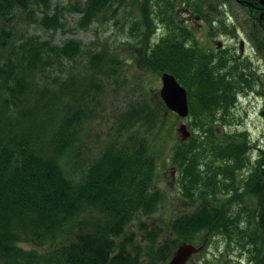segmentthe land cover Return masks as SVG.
I'll return each mask as SVG.
<instances>
[{
    "label": "trees",
    "instance_id": "obj_1",
    "mask_svg": "<svg viewBox=\"0 0 264 264\" xmlns=\"http://www.w3.org/2000/svg\"><path fill=\"white\" fill-rule=\"evenodd\" d=\"M172 1L134 0L131 18L121 11L124 0H81L69 8L79 14L74 29L109 22L137 44L148 40L156 21L165 25L167 32L149 41L134 63L172 74L187 93L197 136L176 142L169 157L192 207L166 222L171 237L156 243L155 232L147 231L142 245L128 226L163 201L152 144L174 113L156 91L154 101L139 85L101 138L92 125L108 94H116L123 64L114 47L54 42L66 19L52 0H0V264H164L179 244L198 247L206 235L235 243L253 264H264V148L256 146L251 159L246 130L221 141L212 130L215 122L229 123L239 85L245 83L246 93L258 82L255 69L246 59L244 75L233 53L197 46L173 19ZM261 10L247 14L248 37L264 58ZM243 193L254 199L251 209L221 198L240 200Z\"/></svg>",
    "mask_w": 264,
    "mask_h": 264
},
{
    "label": "rangeland",
    "instance_id": "obj_2",
    "mask_svg": "<svg viewBox=\"0 0 264 264\" xmlns=\"http://www.w3.org/2000/svg\"><path fill=\"white\" fill-rule=\"evenodd\" d=\"M52 3L53 6L56 5L62 8V14L66 19L64 30L58 29L53 33L54 42L60 43L66 38H75L88 47L95 48L99 45L114 47V53L123 62L122 71L116 81V94L114 96L111 93L108 94L109 97L100 107L101 112L97 113L98 119L94 120L92 125L93 130L97 126L98 133L102 138L116 112L124 107L125 102L136 98V94L140 90V88L138 89L139 85L142 87L140 91L144 92L146 90L154 101L155 98L152 92L156 91L158 96L160 74L136 66L134 59L142 54L149 41L158 39L167 32L166 26L156 21L153 28L151 27L152 33H150L148 40L137 44L126 38L122 28H115L109 22L102 24L94 22L86 30L74 29L73 25L79 14L74 11L69 12V8L71 5H79L81 0H52ZM171 3L170 6L174 13L173 19L191 32V40L193 39V42L201 49L213 51L216 48H221L222 45L231 46L235 44V50L238 54V40L241 38L245 41L242 50L244 54H239V59L242 61L248 59L247 61L255 69L258 82L246 93H239L238 101L231 111L232 116L229 123L215 122L212 124V130L215 136L214 139L219 141L225 138V134L246 130L253 145L249 152L251 159H253L258 153L255 149L256 146L264 148V58L260 56L249 40L251 22H249L247 9L245 8L244 11L233 0H173ZM123 4L124 8L121 9L123 14L126 13L131 18L137 13L134 0H124ZM210 8L214 10L211 11ZM219 19L230 27V31H226L220 26ZM31 30L33 31V28ZM110 86H107L108 92L114 88L113 86L111 89ZM157 98L161 101L159 96ZM161 103L165 110L169 111L162 101ZM180 124H184L188 131L186 138L197 136V133L191 130L193 126H191L190 116L179 117L174 113V115L166 116L159 128L160 134L152 144L157 155L155 186L163 192L164 198L155 213L148 217H140V221L135 220L128 226V230H131L134 234V241L142 245L148 241L143 236L147 231L153 230L155 232L156 243L162 238L171 237L165 229L166 222H169L176 214L187 211L192 207L189 199L181 194L178 182L179 171L177 166L170 162L169 157L172 146L179 140L186 139H182L181 132L177 130ZM241 173L244 176L245 171H240L238 178L241 177ZM227 197V194L221 195L226 205L239 204L250 209L254 206V199L246 197L245 193H243L240 200L233 201L230 198L227 199ZM140 223L143 224L140 225ZM21 245L26 249L35 248L25 243ZM198 247L199 250L188 259L186 264H253L249 259V253L245 249L240 248L235 243L227 245L221 237L206 235L203 243ZM35 249L38 252H43L48 249V246Z\"/></svg>",
    "mask_w": 264,
    "mask_h": 264
},
{
    "label": "water",
    "instance_id": "obj_3",
    "mask_svg": "<svg viewBox=\"0 0 264 264\" xmlns=\"http://www.w3.org/2000/svg\"><path fill=\"white\" fill-rule=\"evenodd\" d=\"M159 79L158 96L166 106V109L174 112L179 117H186L188 105L185 88L168 72L160 73ZM177 130L181 132L182 139L188 136V131L184 124H180ZM198 250L199 247H195L190 243H181L174 249L166 264H186L188 259Z\"/></svg>",
    "mask_w": 264,
    "mask_h": 264
},
{
    "label": "flooded vegetation",
    "instance_id": "obj_4",
    "mask_svg": "<svg viewBox=\"0 0 264 264\" xmlns=\"http://www.w3.org/2000/svg\"><path fill=\"white\" fill-rule=\"evenodd\" d=\"M237 4H242V9H244L245 11V5L246 8L248 10V13L250 15H254L256 14L255 12L257 11L258 15L261 14V9L264 8V1L263 0H259L258 2H256L255 0H236ZM244 6V7H243ZM240 7V6H239ZM245 27V25H244ZM245 44V41H243L241 38L238 40V50L239 53L237 54L236 50H235V44H232L231 46H223L221 48H216L217 51H225L228 50L229 52L233 53L232 55L237 56L238 59L240 58L239 54H244L243 50V46ZM219 46L221 44H218ZM242 72L245 75V61H242ZM241 86V88L239 89V93L243 94L245 93V83L243 85H239ZM264 93V91H263ZM244 96V95H243ZM233 109V108H232Z\"/></svg>",
    "mask_w": 264,
    "mask_h": 264
}]
</instances>
